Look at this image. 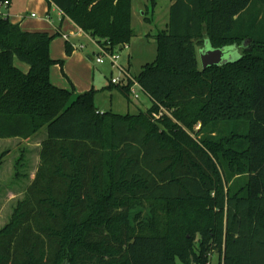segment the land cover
<instances>
[{"label": "trees", "instance_id": "trees-1", "mask_svg": "<svg viewBox=\"0 0 264 264\" xmlns=\"http://www.w3.org/2000/svg\"><path fill=\"white\" fill-rule=\"evenodd\" d=\"M171 1L134 76L152 104L125 114L54 85L55 34L0 12V138L47 131L0 264H264V0ZM48 2L113 52L135 35L133 0ZM205 39L242 54L204 69Z\"/></svg>", "mask_w": 264, "mask_h": 264}, {"label": "rangeland", "instance_id": "rangeland-1", "mask_svg": "<svg viewBox=\"0 0 264 264\" xmlns=\"http://www.w3.org/2000/svg\"><path fill=\"white\" fill-rule=\"evenodd\" d=\"M169 5L170 0H157V7L152 11L151 0H133L132 2V26L135 35L130 44L119 50L118 53L120 54V62L126 63L130 59V71L134 76L139 74L144 64L154 61L157 56L155 35L167 25ZM2 11L4 12L3 9ZM145 17L150 20L145 19ZM84 41L88 44V49L94 50L96 55V52H98L97 47L87 39ZM210 48L211 44L208 39H205L204 44L198 47L200 66H202L201 54ZM224 50V62L235 60L242 54V47L238 45L226 46ZM17 62L20 61L17 59ZM97 67L107 73L108 77L111 70L115 74L118 73L108 61L103 64L97 63ZM104 82L108 81L104 79ZM109 90H112L116 95L112 103L113 106L107 95L108 93L111 94ZM109 90L96 95L95 103L101 110L113 108L115 112L121 114L138 113L140 110H146L152 104L150 97L143 92L139 99L132 97L129 100L118 88L113 87ZM46 134L47 131L44 127L27 140L22 138H0V228L9 221L15 205L23 199L27 187L35 177L39 165L41 142ZM19 158H21V161L15 168ZM16 170L20 173L19 176H16ZM220 262L219 254L213 252L210 263L220 264Z\"/></svg>", "mask_w": 264, "mask_h": 264}, {"label": "crops", "instance_id": "crops-1", "mask_svg": "<svg viewBox=\"0 0 264 264\" xmlns=\"http://www.w3.org/2000/svg\"><path fill=\"white\" fill-rule=\"evenodd\" d=\"M10 2V5L6 9L3 8L4 12H2L13 23L19 24L26 31H46L51 35L55 34L50 45V54L54 60L62 61V63L57 62L51 67L50 79L54 85L73 90L75 94L96 89L98 90L96 95H98L109 90L107 86L114 72L111 70L108 77L107 73L98 69L95 51L88 49V44L84 41L87 39L96 46V39L85 33L55 4L50 6L48 0H10ZM171 4L170 0L169 10ZM67 42L72 48L70 54L66 51ZM15 64L24 72H28V64L21 61L18 63L17 59ZM123 64H127L130 68V59ZM104 79L108 82H104ZM109 91L111 94L107 95L113 106L116 95L112 90ZM108 110L114 111L113 108Z\"/></svg>", "mask_w": 264, "mask_h": 264}, {"label": "built area", "instance_id": "built-area-1", "mask_svg": "<svg viewBox=\"0 0 264 264\" xmlns=\"http://www.w3.org/2000/svg\"><path fill=\"white\" fill-rule=\"evenodd\" d=\"M10 0H1L0 1V12L2 13L3 8H7L10 5ZM98 52L96 54V62L103 64L108 61L111 66L117 70V74L113 73L110 76L111 83L113 84H128L131 82V93L133 98L139 99L141 93H146L143 87L136 80L134 75L131 73L130 68L127 64L120 62V54L118 51H111L106 46H103L101 43L96 42Z\"/></svg>", "mask_w": 264, "mask_h": 264}, {"label": "water", "instance_id": "water-1", "mask_svg": "<svg viewBox=\"0 0 264 264\" xmlns=\"http://www.w3.org/2000/svg\"><path fill=\"white\" fill-rule=\"evenodd\" d=\"M224 53H225L224 48H213L211 46L209 50H206L201 54L202 67L205 69L208 66L220 65L224 63L223 61Z\"/></svg>", "mask_w": 264, "mask_h": 264}]
</instances>
